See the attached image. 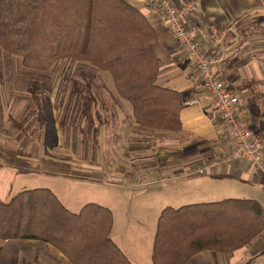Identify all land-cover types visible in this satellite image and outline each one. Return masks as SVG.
I'll return each instance as SVG.
<instances>
[{
	"label": "trees",
	"instance_id": "1",
	"mask_svg": "<svg viewBox=\"0 0 264 264\" xmlns=\"http://www.w3.org/2000/svg\"><path fill=\"white\" fill-rule=\"evenodd\" d=\"M157 42L149 19L128 0H0L3 55L19 59L29 70H47L66 58L83 62L81 69L89 63L109 73L137 122L177 132L183 102L178 93L157 84ZM71 84V94L82 99L83 115L92 121L97 99L92 84L86 92L82 80ZM28 91L42 101L36 91ZM113 222L108 207L90 202L74 212L46 187L23 190L7 202L0 199L1 239L49 242L73 264H133L110 236ZM263 231L264 207L256 199L169 206L158 219L152 259L154 264H186L204 250L232 252Z\"/></svg>",
	"mask_w": 264,
	"mask_h": 264
},
{
	"label": "crops",
	"instance_id": "2",
	"mask_svg": "<svg viewBox=\"0 0 264 264\" xmlns=\"http://www.w3.org/2000/svg\"><path fill=\"white\" fill-rule=\"evenodd\" d=\"M128 1L145 14L157 32L158 42L154 47L160 61L157 84L180 95L183 102L179 112L181 129L177 132L156 130L137 122L131 103L126 100L131 105L129 107L128 103L119 97L111 77L109 78L105 71L100 72L103 74L105 82L93 84L92 89L111 91L112 96L105 100L108 103L111 102L110 106L113 104L115 108L109 112L113 116L126 117L124 126L128 128L131 135L128 144L120 147L124 149L127 156L139 150L143 151L144 148L148 150L154 147L150 143L146 147L135 145V142L132 141V138L136 136L134 133L148 139H173V141L170 140L172 143L169 147H165L163 151L159 150V152L170 153L172 160L167 158L168 162L161 163L153 161V163L157 162L154 165H148L149 163L146 162V164L142 163L138 167H148L150 170L161 168L163 174L169 176L168 180L165 181L171 184L168 186L173 184L177 187L175 193L170 195L171 197L167 200H175L179 204L171 202L165 204V201H162L160 204L162 208L155 205L158 219L162 210L169 206L178 208L187 204L218 201L231 197L256 199L264 207V176L254 164L248 161H234L221 163L216 169L205 174L196 172L199 166L207 164L213 159H221L229 153L231 140L228 131L216 115L214 102L204 89L192 58L182 49L174 33L165 24L160 8L152 0ZM174 1L180 3L185 0ZM198 1H200L201 6L197 12L189 17L188 21L190 25L216 33L218 38H210L208 41L199 35L203 41V49L209 53L227 50L225 61L218 67L219 74L228 88L247 101L243 108L244 118L253 130L264 136V0ZM236 17L240 18L237 21V27L239 25L237 33L227 32L220 37L218 33H222L228 26L232 25L236 21ZM258 26L260 27L258 28ZM0 52H2L1 48ZM250 81H256L254 86L249 87ZM88 84L83 83L84 89L87 88ZM18 85L17 82L12 83V81H9L8 84L0 83V98L4 94L7 95V97L4 96L3 99H0L1 113L3 114L0 118L5 123V126L0 128V142L9 145V140H12L15 145L16 143L21 144L22 137L28 139L25 141L27 144L22 147L19 145L18 148L0 143V199L4 202L9 201L23 190L31 189L26 188L29 182V179L25 178L27 175H23L24 178L17 185L16 180L21 177L18 168L24 166L29 169L39 168L36 164H32L35 163L34 161L47 165L51 163L52 159L48 157V154H59L58 148L63 147L62 141L71 137L72 131L71 129L70 135H65L66 138L62 136V132L66 131L65 129V131L62 130L66 122L58 117L57 111L66 110V105L58 104V99L53 92L46 100L38 103L35 100L18 98V93H20ZM71 85H69V89H71ZM57 86L58 83H51L53 91L56 90ZM57 89L59 90V88ZM95 95L97 96V94ZM100 99L97 97L94 108ZM99 105L102 104L99 103ZM118 109L120 110L119 113H117ZM25 111L28 112L25 113ZM95 114L97 121H99L98 126L106 127V120L103 122V119H100L101 112L98 113L95 110ZM22 118H24L23 120L26 119V124L23 123ZM13 121L21 123V126L17 127ZM30 128L32 129L30 130ZM79 130L80 132L84 131L82 137L87 136L84 128ZM41 131L55 134L56 140L59 141L58 145L51 148L47 146V142L43 147L36 141L29 140L38 138ZM77 136L76 134L75 137ZM65 145L68 146L67 143ZM160 156L164 160L166 155ZM130 166L136 168L135 164ZM134 168L128 169L134 171ZM70 171L62 169L59 172L69 175ZM132 183L133 185L137 184ZM48 188L60 198L54 187ZM60 200L74 212L80 211L87 203L95 202L87 201L81 208L74 210L71 204H67L61 198ZM95 203L108 207L112 211L106 204ZM113 217L114 222L110 236L129 260L133 264H154L152 254L155 238L149 250L143 248L144 243L142 241L137 240L132 245L126 236L121 237L116 232L115 225L121 223V228L123 226L122 219L116 221L114 213ZM0 264L73 263L49 242L38 239L0 238ZM186 264H264V231L250 243L232 252L204 250L196 253Z\"/></svg>",
	"mask_w": 264,
	"mask_h": 264
},
{
	"label": "rangeland",
	"instance_id": "3",
	"mask_svg": "<svg viewBox=\"0 0 264 264\" xmlns=\"http://www.w3.org/2000/svg\"><path fill=\"white\" fill-rule=\"evenodd\" d=\"M63 62L65 63V67L60 65ZM79 63L83 62L66 58L56 62L47 70H29L24 68L19 59L6 54L3 55L0 52V83L17 82L19 84L17 87L20 88L18 98H27L32 101L33 99L31 98V94H29L28 88L36 91L42 100H46L51 95V92H53L58 99V104L66 105V110L63 109L62 111L60 109V112L57 111L58 117L62 120L64 119L66 122L62 129L66 131L62 132V136L70 135L72 129L70 139L65 136L66 139L62 141L63 147L58 148L57 152L59 154H48V157L52 159L51 163L47 165L34 161L35 163L32 164H36L39 168H25L27 166L18 168L19 176L21 175V177L17 178L16 183L19 185L21 179L24 178L23 175H27L25 178L29 179V182L26 188H48L52 186L60 198L67 204H71L74 210L81 208L87 201L106 204L112 209L116 221L122 219L123 226L121 228V223L115 225L119 236H126L132 245L137 240L142 241L144 243L143 248L149 250L154 241L158 224V213L155 205L162 208L160 206L162 201H165V204H168L167 202L179 204L175 200H167V198L171 197L170 195L175 193L177 187L173 184L170 187L168 186L171 184L165 181L168 180L169 176L164 175L161 168L150 170L148 167H138L142 163L146 164V162L149 163H147L148 165H154L157 162L161 163L168 162V159L172 160L173 158L170 153L159 152V150L163 151L165 147H169L172 143L170 140L173 141V139H148L134 133L136 136L132 138V141L133 143L135 142V145L146 147L150 143L154 147L148 150L144 148L143 151L139 150L130 155L131 157L127 156L124 149L120 146L128 144L131 134L128 128L124 126L126 117H122L121 115L113 116L109 112V110L115 108L113 104L110 106L111 102L108 103L105 100L112 96L110 94L111 91L93 89L97 97L101 98L99 103L102 104L99 105L98 103L92 109L94 122L93 120L88 121L85 119L82 112V99L71 94L69 85H71L74 79H80L83 83H92V85L98 82H105L103 74H100L102 72L100 69L89 63H85L87 66L81 69L78 68V66L82 67V64L80 66ZM59 67L61 69L56 71ZM107 75L110 78L109 73ZM51 83H58L57 88L59 90L56 88L53 91ZM83 91L86 92L85 89ZM4 96L7 97L5 94ZM4 96L2 95L0 99H3ZM125 103H128L129 107H131L129 102L126 101ZM1 108L0 105V117L3 115ZM95 110L98 113L101 112L99 116L100 119H103V122L106 120V127L98 126L99 121H97ZM117 111L119 113L120 110L118 109ZM23 119V123L26 124V119ZM4 124L2 118H0V128ZM80 128L86 130V137H82L84 131L80 132ZM40 134L38 138H31L29 140L36 141L37 144L43 147L47 142V146L51 148L58 145L59 141L56 140L55 134H51L48 131H41ZM76 134L78 135L77 137H75ZM21 141V144L16 143L15 145L12 140H9V145H6L8 143H0L18 148L19 145L22 147L24 144H27L25 141H28V139L22 137ZM159 155L166 156L162 160L163 158L159 157ZM153 161L157 162L153 163ZM150 162L152 163L150 164ZM131 164H135L136 168L131 167ZM128 168H134L135 170L132 171ZM62 169L71 171L69 175H66L59 172ZM132 182L137 184L133 185ZM114 236L117 237L116 234Z\"/></svg>",
	"mask_w": 264,
	"mask_h": 264
},
{
	"label": "built area",
	"instance_id": "4",
	"mask_svg": "<svg viewBox=\"0 0 264 264\" xmlns=\"http://www.w3.org/2000/svg\"><path fill=\"white\" fill-rule=\"evenodd\" d=\"M152 1L162 11L165 24L174 33L182 49L192 58L202 85L214 102L216 115L226 127L231 140L228 154L221 159H213L199 166L196 172L205 174L216 169L221 163L248 161L264 176V136L253 130L244 118L243 108L247 101L228 88L219 74L218 67L225 61L227 50L223 49L218 53L204 50L199 35L208 41L210 38H218L216 33L190 25L188 21L189 17L200 8V1L185 0L180 3L174 0ZM237 31L235 21L218 35L222 37L227 32L237 33Z\"/></svg>",
	"mask_w": 264,
	"mask_h": 264
}]
</instances>
